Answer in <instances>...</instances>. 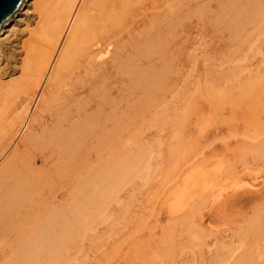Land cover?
Listing matches in <instances>:
<instances>
[{"label":"bare ground","instance_id":"1","mask_svg":"<svg viewBox=\"0 0 264 264\" xmlns=\"http://www.w3.org/2000/svg\"><path fill=\"white\" fill-rule=\"evenodd\" d=\"M136 1H138V0H136ZM176 1H177V4H179V10H180L182 7V0H176ZM160 2L163 3L162 10H161L163 15L167 14V12L169 13L168 8H170V9L173 8V5L170 3L171 0H161ZM263 2H264V0H263ZM256 3L257 2H255V4ZM227 4L230 7L229 13H230V10L236 11L235 17L231 14L234 17L233 23L231 24L232 27H230L231 29H233V35L232 36H234V34L236 32H238L240 29L244 30L245 26L250 24V21H252L254 16L256 17L257 15H259L258 14L259 12H257L258 9L256 10V8L254 9V7H252L251 0H228ZM222 5H223V3H222ZM241 5L243 6L244 9H241V11H240V7L242 8ZM220 6L218 5V8H220ZM256 6H257V4H256ZM260 9H261V7H260ZM29 10H32L33 14L35 13V17L33 15V17H34L33 22L27 26L26 31L24 30V32H25L24 36L21 38L20 41H18L19 44L17 46L16 52L14 55V59H13L14 64H13V66L11 65V67H9L6 70L2 69V71H0V159L3 158L4 156H6V154L11 150V152L5 157L6 159L4 160L3 165L0 167V244H1L0 245V252L4 251L5 254H9V250H10V252H12L11 249H13V251H14L13 257L16 260V256L17 257L19 256L18 258H20V260L22 261L20 264H66V259L68 258L67 260L70 262L69 257L72 255L73 252H75L76 250L79 249L80 243H82V242H80L79 239H77V237H79L78 235H80V233H82L81 232L82 228L84 231L86 230V229H84V227L88 228V226L84 225V223H87V222H83V220H84L83 215L84 214H82V213L84 211L88 212V210H86L88 207L91 208V207H98L99 206V209H97V208H95V209L98 211L102 210L101 208H103L104 206L103 207L101 206V208H100V205L102 204L105 197L110 196L109 191L107 189H109L111 187L112 188L116 187V189L118 190L117 186L121 185L120 182L123 180V183H124L125 177L133 178V176L135 175V169H137V168L141 169L140 163H142V162L144 163V161H142V160L144 158H146L144 160L147 161V158L150 154L147 156V150L145 148L146 146L141 147L140 149H136V152H135V151H133L135 148L132 149L133 147L132 148L130 147L131 142L126 143L124 146L122 143L125 139H127V140L135 139V144H137V145L139 144L138 143V135L136 134L135 136H132L133 135L132 134L133 129H131V128L135 124V117L138 114L140 115L139 112H142L143 110H145L146 109L145 107H147L148 105L151 106V104H153V102L155 100H154V96L153 97L149 96L148 98H145V99L143 97L144 100L142 101V103L139 100L140 104L137 105L138 104L137 103L135 105V103L137 102V101H135V99L138 96L136 98L134 97V99H132V100H128L124 95H121L122 92H121L120 88L123 84L131 89L132 94L135 93V78H136L135 75H138V73H136V71H135V69H136V67H135V51L137 49V48L135 49V0H26L24 2V4L22 5L21 9L17 12V14L15 16H13L11 18V20L1 28L0 43L4 40L5 34L7 32H10L13 30L15 23L17 22L18 18L21 15H23L25 12H28ZM215 10H217V8ZM215 10H213V12ZM219 10H221V8L218 9V11ZM261 10H264V7ZM194 11H196V9ZM223 11H225V10L223 9L222 12ZM141 12H143V11H141ZM197 12H198V10H197ZM199 13H200V11H199ZM220 13L219 14H218V12H217V14L214 13L215 17L218 16V17H216L217 23H218V21L220 23L221 18L222 19L224 18L222 16V14H220ZM224 14L226 15L227 11L224 12ZM207 15H206L205 19L207 18ZM211 15H212V13H211ZM229 15L230 14H228L227 16H229ZM231 15H230V17H231V21H232ZM262 15L260 14V17ZM213 17H214V15H213ZM254 19H256V18H254ZM261 19L263 20L264 17ZM214 20H215V18H214ZM204 21H206V20H204ZM207 22H209V21L207 20ZM216 22H214V23H216ZM257 22H258V20H257ZM219 23L217 25H219ZM224 24L226 25V22H224ZM138 25L139 26L136 27V29H139L141 31L143 29H145V27H148V28H146L145 31L142 32L143 34H145V35H143V38L146 37L145 39L142 38L144 43L145 42L147 43L146 46H149L152 48L153 46L156 47L157 44H160V41H158L154 37L155 35L152 34L153 31L156 30L157 25H155V21H152L151 18L149 19V15H147V17L143 21L139 22ZM222 25H223V23H222ZM229 25H230V22H229ZM256 25H257V23H256ZM163 26H165V25L163 24ZM209 26H210V24H209ZM212 26H214V24H212ZM252 27L253 26L251 24L250 28H252ZM254 27H255V25H254ZM175 28H177V27H175ZM166 29H168V27H166ZM169 29H170V27H169ZM219 29L220 30H218V29L217 30L221 32V26L219 27ZM255 29H256V27H255ZM164 30H165V27H164ZM214 30H215V28H214ZM224 30L226 32V29H224ZM227 30H229V28ZM253 30L251 31V33L253 32ZM156 31H158V30H156ZM171 32H172V30H171ZM246 32H249V29ZM168 33L170 34V31ZM227 33H229V32H227ZM240 33H239V35H240ZM230 34H232V32L229 33V35ZM241 34H243V32ZM164 35H167L166 31H165V34L163 33V36ZM229 35L227 34V36H229ZM239 35H237V37H239ZM245 35H247V34L245 33ZM137 36H140V35L137 34ZM156 36H158V35H156ZM171 36L172 35L170 34L169 35V44H168V40H167L168 36H167V38L165 37L167 40L166 41L167 46L165 45V47H163L165 49L164 51H166L168 46H170L172 44V43H170ZM221 36H223V34H221ZM250 36H251V34H250ZM138 38H136V40ZM222 38H224V37H222ZM244 38H245V36H244ZM160 39H162L161 35H160ZM242 39H243V37H242ZM242 39H240V41H243ZM142 40H140V41H142ZM176 40L178 41V39H176ZM232 40H233V37H232ZM234 40H236V39H234ZM143 41H142V44H143ZM261 42H264V41H261ZM236 43H233V44H232V42H231V44L229 43L230 45H232L231 48L233 50H234L233 47L235 46L234 44H236ZM250 43H251V41H250ZM250 43L248 45L247 44L246 45L249 46V45H251ZM175 44H176V42H174V46H175ZM258 44L259 43H257V45ZM240 46H241V44H240ZM139 48L140 47H138V49ZM143 48H145V47H143ZM163 48H160L159 52ZM244 48L246 50V48H248V47H244ZM174 49L171 51L172 53H173ZM230 49H229V51H230ZM255 49H257V48L255 47ZM260 49H261V46H260ZM260 49L258 51H260ZM148 50L147 51L145 50V51L148 52L149 53L148 55L151 56V53ZM248 50H249V48H248ZM164 51H163V53L165 54L166 52H164ZM140 52H141V50H140ZM171 52H169L170 55H171ZM137 53H139V52H137ZM137 53H136L137 57L141 55V54L138 55ZM254 53H257V52H254ZM254 53H253V57L256 56V54H254ZM209 54H207V56ZM242 54L244 57L246 52H245V54L244 53H242ZM150 56H149V58H150ZM246 56H247V54H246ZM257 56H258V53H257ZM260 56H262V55H260ZM161 57H162V59H164L163 55ZM161 57H160V59H161ZM240 57H242V56H239V58ZM139 58L142 59V56H140ZM158 58L159 57H157V62H159ZM174 58H175V54H174ZM237 58H236V61H237ZM155 59L156 58H154V60H152V61L155 62ZM167 59L169 60V55H168V57H166L165 60L167 61ZM229 59H231V57H229ZM232 59H234V58H232ZM137 60H136V63H137ZM170 60H172V58H170ZM227 60H226V62H227ZM241 60H243V59H241ZM162 61H161V64H163ZM166 61H164V62H166ZM206 61H207V57H206ZM140 62L141 61H139L138 64ZM157 62H156V65H157ZM173 62H174V60H173ZM173 62L171 63V65L175 63V62L174 63ZM203 62L205 63V61H203ZM238 62H240V61H238ZM167 63H168V61H167ZM9 64H10V62H9ZM145 64H143V66L146 67V69H150V68H147L148 63L146 64V66H145ZM214 64H212V66ZM232 64H236V63L233 62ZM156 65H155V67H156ZM169 65L170 64L168 63V67H169ZM199 65H201L200 62H199ZM217 65H218V63H217ZM223 65H224V63H223ZM238 65L236 66V68L238 67ZM7 66H10V65H7ZM163 66L164 65L159 66L160 69ZM205 66H207L206 63H205ZM242 66H243V64H242ZM144 67H142V66L137 67V69H138L137 72L140 71L141 69H144ZM201 67H202V65H201ZM208 67H211V66H208ZM220 67L222 68V66H219V68ZM165 68H166V64H165ZM170 68H172V70L175 69L171 66H170ZM214 68H215V66H214ZM232 68H234L233 65H232ZM199 69H200V67H199ZM206 70H208V69H206ZM206 70H205V72H206ZM219 70H217V71H219ZM239 70L241 72V70H243V69H240L238 67V72H239ZM146 71L147 70H145V72ZM223 71H224V68H223ZM143 72H144V70H143ZM163 72L165 74V70ZM247 72H249V71H247ZM160 73L162 75H160ZM196 73H198V72H196ZM232 73H233V71H232ZM261 73L264 75L263 72H261ZM141 74H143L142 77H144L145 79L141 82L140 85H142V83L144 81L147 82V80L150 79V82H151V80L153 79V81H154V78H156L157 76L159 77L158 79H160L164 75L162 73V71L159 72V68H155V69L153 68V69L148 70L145 73L146 75H144V73H140V76H141ZM171 74H170V76H172ZM205 75L206 74L203 71V76L205 77ZM238 75L241 76L239 73H238ZM196 76H197V74H196ZM196 76L194 75L195 79H196ZM261 76L259 75L260 79H258V80H257L256 76L254 78L256 80H254L253 77L250 79L248 78L249 80H251V79L254 80L255 83L254 82L251 83L248 80L246 82H244L243 84L240 83L241 93H237V94H235V93L233 94V91H234L233 88L234 87L233 88L229 87L226 90H220V89H218L220 86H218V88H216L215 85H210L209 83H211V82H209V79H207L208 82H206V84H208V85H206L205 90L207 91V93H206L208 96L207 98L210 101L209 106H210L211 102H213L215 105L218 106V105H220L226 101H230V102L233 101L232 103H235V101L236 102L240 101V104H241L242 100L247 99V97L249 99L248 92H254L256 94V91L260 87L259 84H261V82H259V80H262V77H263V76L262 77ZM138 77H139V75L137 76V78ZM163 77H167V75L163 76ZM198 77H199V75H198ZM234 77H235V74H234ZM244 77H245V75L243 76V78ZM176 78H177V76L175 77V79ZM223 78H224V76H222V74H220V71H219V74L217 73V75H216V79L222 81ZM230 78H228V79H230ZM171 79H170V81H171ZM172 80L174 81V79H172ZM156 81H157V78H156ZM203 81H205V79ZM256 81H257V83H256ZM162 82H163V80H162ZM196 82H197V80H196ZM158 83H156V84H158ZM160 83H161V80H160ZM163 83H161V84L165 87L166 83H168V82H166L165 85ZM171 83H173V82H171ZM198 83H196V90L194 89L195 87L193 86V89L195 90V91H193L194 93L197 91V85L199 86ZM233 83H234V81H233ZM136 84L138 85L139 82L137 81ZM146 85H147V83H146ZM149 85H150V83H149ZM151 85H152V83H151ZM236 85H237V83H236ZM163 86H162V88H164ZM144 87L145 86H143L142 88H144ZM158 87H159V85H158ZM149 88L152 90L154 89L151 87H149ZM167 88L169 90L168 86H167ZM138 89H139V86H138ZM165 89H166V87H165ZM119 90H120V94L118 96L114 97L113 92L114 91L118 92ZM263 90H260V92ZM136 91H138V90H136ZM140 91H138V92H140ZM147 91H148V93H150L148 89L146 90V92ZM238 91H240V90H238ZM144 92L145 91H143L142 94L139 93L140 96L145 94ZM162 92H164V91L162 90ZM166 92H167V90H166ZM197 92H196V94H197ZM153 94H155V92H153ZM164 94H165V92H164ZM260 94H264V93L261 92ZM260 94H258V95L260 96ZM137 95H138V93H137ZM150 95H152V94H150ZM191 95L193 96V93ZM251 95H252V93H251ZM200 96H201V94H200ZM195 97H196V95H195ZM201 98L205 99L206 96H205V98H203V97H201ZM253 98H254V96H253ZM259 98L260 97H258L256 99H259ZM195 99L197 100V98H195ZM123 101L126 102V104H125L126 106L124 107L125 109L121 111L120 105ZM156 101L159 102L160 99L157 98ZM187 102L189 103V100H187ZM205 102H206V99H205ZM188 103H185L183 108H185V105L187 106ZM202 103H203V101H202ZM249 103H251V102H249ZM249 103H248V105H249ZM156 104H158V103H156ZM206 104H207V102H206ZM237 104H238V102H237ZM172 105L173 104H171V106ZM237 106H239V105H237ZM151 107H153V106H151ZM204 107H205V105H204ZM233 107H234V105H233ZM164 108H167L166 105L164 106ZM188 108H189V105H188ZM209 108L210 107H208V109ZM148 109H150V107ZM181 110H183V109H181ZM181 110L178 109V111H181ZM231 110H232V108L230 109V111ZM254 110H256V109L254 108ZM210 111L211 110L209 109L208 112H210ZM212 111H213V109H212ZM187 112H189V111H187ZM147 114H148V112H147ZM180 114H181V112H180ZM180 114L177 113V116H179ZM217 115H218V113H217ZM148 116H151V114L150 115L148 114ZM175 116H176V112H175ZM203 116L204 115H202V118H203ZM157 117H158V115H157ZM139 118H140V116H139ZM182 118L184 120L185 115H182ZM190 118H191V116H190ZM211 118H210V120H211ZM136 119H138V118H136ZM145 119H146V117H145ZM174 119L176 120V118H174ZM178 119H180V118L178 117ZM215 119L217 120V116L215 117ZM156 120H157V118H156ZM247 120H248V118H247ZM138 121H140V119ZM154 121H155V119H154ZM226 121H228V120H226ZM226 121H224V122H226ZM142 122L140 123L141 128H142V126H141ZM178 122L180 123V120H178ZM168 123L171 124L169 128H172L173 121L168 120ZM182 123H183V121H182ZM182 123H181V126L183 127ZM204 123H205V119H204ZM204 123H203V126L205 124L208 126L207 123H205V124ZM236 123H237V121H236ZM156 124L157 123H155V125ZM174 124H175V122H174ZM152 125H154V122L152 123ZM176 125H178V123L175 124V126ZM199 125H200V123H199ZM210 125H213V123H210ZM224 125H225V123H224ZM226 125L228 126V123ZM166 126H167V124H166ZM181 126H180V128H181ZM194 126H195V124H194ZM210 127H213V126H210ZM150 128H152V126ZM176 128L179 130V127H176ZM137 129H138V127H137ZM144 129H146V127ZM197 129H199V131L201 130L200 127ZM170 131L173 132V130H170ZM140 132H141V130H140ZM168 132H169V130H168ZM174 132H175V130H174ZM195 132H196V130H195ZM197 132H198V130H197ZM125 133H127V135H125ZM181 133L182 132H180V134ZM200 133L201 132H199V135H200ZM188 134H189V132H188ZM148 135H150V133ZM178 135H176V136H178ZM202 135H203V133H202ZM176 136H175V138H176ZM152 138L157 139V137H152ZM185 140H182L178 137V140L175 141V142H177L176 144L169 145V142H168V145H166L168 148L165 147V148H167V149H165V151L167 150L166 151L167 155L170 158H167V159H171V157H173V159L182 158L181 160L183 161L185 151L187 152V150H188L187 149V143L188 142H186ZM143 141H144V139H143ZM157 141L154 140L155 143ZM139 142H141V140ZM154 142H153V144H155ZM193 142H194V140H193ZM124 143H125V141H124ZM246 145L248 146V144H246ZM142 146H143V143H142ZM156 146H158V145H156ZM236 146H238V145H236ZM163 148H164V146L162 147V149ZM155 149H156V147H155ZM222 150H224V149H222ZM233 150H235V148ZM242 150L245 151V146H244V148H242ZM239 152H240V150H239ZM148 153H149V151H148ZM220 153H223V152L219 151L218 155H220ZM154 154H155V151H154ZM164 154H165V152H164ZM208 154H210V153H208ZM232 154H234V153H232ZM240 154H241V152H240ZM230 155H231V153L229 155H226V156H230ZM210 157H211L210 159H212V155H210ZM219 157L220 156H218V160H220ZM237 157L238 156H235V158H237ZM240 157H242V156H240ZM28 158H33V159L34 158H42L43 167L37 168V167H35L36 165L33 166V159L30 161V160H28ZM150 158H151V156H150ZM157 158L155 159V161L157 160ZM227 158L230 159L229 157H227ZM213 159H214V157H213ZM151 160H153V159H151ZM174 161H175V163H177L176 160H173L172 163H174ZM170 162L166 161L167 165ZM207 162H208V160H206V161L203 160L202 162L199 163V165L200 164L202 165L203 163L206 164ZM227 162H228V164L230 163L229 160ZM233 162H234V160H233ZM154 163H157V162H154ZM209 163H208V165H210L209 166V168H210L213 165V162H212V165ZM221 163L219 162L218 164L222 165L223 163L222 164ZM215 164H216V166H215ZM215 164L213 167L219 166L217 163H215ZM142 165H144V164H142ZM172 165H170V166H172ZM177 165L180 166L181 164H176V166ZM229 165L232 166L231 164H229ZM138 166H140V167H138ZM158 166H160V163ZM178 166L176 168V171L178 169ZM199 167H197V168H199ZM225 167H226V165H225ZM227 167H229V166H227ZM138 169L136 171H138ZM185 169H186V167H185ZM215 169H217V168H215ZM230 169H232V168L230 167ZM141 170H143V169H141ZM165 170H167V169L165 168ZM220 170L221 169L219 168L218 173H220ZM163 171H164V169H163ZM198 171H199V173L198 174L196 173L197 177L192 174L196 178L195 179L196 183L200 184L202 186L203 185L205 186V184H207L208 182L210 183L211 180H208V182H205V179H204L205 176L208 178L209 175H206L207 174L206 172H205L206 174L200 173V169ZM212 171H214V168H212ZM225 171H227L226 168H225L224 172H222V173L225 174ZM228 171H229V168H228ZM172 172H174V171H172ZM215 172H217V171H215ZM215 172H213L211 174V176L213 174H215ZM143 173L141 174V176L142 175L147 176L146 173L145 174H143ZM193 173H195V172H193ZM229 173L230 172H228V176H230ZM183 174H188V173L184 172ZM232 174H233V172H232ZM189 175H191L190 172H189ZM189 175H187V176L189 177ZM219 175L220 174H218V176ZM213 176L215 177L216 175H213ZM179 178H180L179 180L182 181L183 178H181V175ZM137 179H139V178H137ZM217 180H218V178H217ZM224 180L220 181V179H219V181L221 183ZM186 181H189L188 178ZM191 181H192V179H191ZM212 181H214V180H212ZM176 182H177V180H176ZM183 183H184V181H183ZM209 183L206 185L207 187L209 186ZM221 183H220V186H221ZM187 184H189V183L187 182ZM213 184H212V189L215 188V185H216V190L218 189V187H220L219 185L215 184V182H213ZM218 184H219V182H218ZM225 184H226V182H225ZM136 185H138V184H136ZM185 185H184V187L189 186V185H186V186ZM192 185H193V182H192ZM200 185H198L197 188L199 189V192H203L204 188L202 187L203 189H200ZM236 185L234 184L235 189H236ZM177 186H178V182H177ZM193 186H191V188ZM229 186H230V184H229ZM229 186L227 185V187H229ZM121 187H123V185ZM237 187L239 188L240 186H237ZM138 189L139 188L137 187V190ZM184 189H186V188H184ZM184 189H181V190L183 191ZM219 189H221V188H219ZM219 189L217 192H219ZM231 189H232V187H231ZM133 190H134V188H133ZM216 190H215V193H216ZM225 190H226V188H225ZM111 191H112V189H111ZM173 191H174V189H173ZM106 192H108L109 196H105V194H107ZM115 192H113V193H115ZM189 192L191 193V191H189ZM195 192L198 193V191H195ZM211 192H213V191H211ZM224 192H226V191H224ZM152 193H154V192H152ZM183 193H185V191ZM190 193L188 195L189 198H190ZM125 194H127V193H125ZM186 194H188V193H185V195ZM117 195H118V193H117ZM149 195H152V194H149ZM197 195H200V194H196L195 196H197ZM203 195L204 194H202L201 197ZM211 195L213 196L214 194L211 193ZM221 195H223V194L221 193ZM221 195H220V197H222ZM130 196H131V193H130ZM130 196L129 195L127 196L128 199ZM206 196H204V197H206ZM201 197L199 196V198H201ZM116 198H118V197H116ZM116 198L113 197V200ZM168 198L169 197H167V199ZM189 198H186L184 201H186L187 199L189 200ZM206 198H208V197H206ZM130 199H131V197H130ZM203 199H205V198H201V200H203ZM214 199L217 200L218 198H216V197L213 198V201H214ZM223 199H226V198H223ZM113 200H112V202H113ZM117 200H118V202H117ZM117 200H115V203L117 202V204H119L120 200L119 199H117ZM170 200H171V198H170ZM191 200H192V198H190L189 201H191ZM198 200H200V199H198ZM73 201H76L77 203L81 204V206H75L77 204H74L75 202H73ZM207 201H208V199H207ZM136 202H138V201L136 200ZM145 202H148V201H145ZM174 202H177V201H174ZM191 202H190V204H191ZM193 202H195V201H193ZM203 202L205 204V200ZM165 203H166V201H165ZM172 203L173 202H171V204L170 203H168V204L171 206ZM177 203H179V202H177ZM187 203H189V202H187ZM36 204L37 205L39 204L42 207L47 206L48 208H51L49 206L58 205V204H60L61 207L63 205L67 206V210H65L66 212L65 213L61 212V213H63V215L58 217L61 219L56 221L57 219L55 218V221L57 223L54 221V219L51 220L53 223L54 222L56 223V224H54V228L58 225V227L60 229L56 227L58 229V231L55 230L56 231L55 232L53 230L54 233H52L50 231V229L48 231L39 229L38 232L36 231V233L35 232L33 233L34 228L31 229L29 227L30 229H27V230H25L23 228L24 231H26V232L21 233V234L19 232V234L21 235V238H19V240L17 241L18 242V244H17L16 241L14 240V236L16 237L18 232H17V234L14 233V231H15L14 227L16 224H18V223L20 224V222L25 223V220L30 215L36 214V212H41V210H36V208L38 209V207L33 208L34 205H36ZM124 204H125V201H124ZM192 204H194V203H192ZM204 204L202 203L203 206H205ZM210 204L212 205V202ZM219 204H221V203H219ZM222 204H223V202H222ZM138 205H139V203H138ZM146 205L147 204H145V207H146ZM125 206L126 205H124V207ZM163 206H166V205L164 204ZM180 206H176V207H180ZM80 207H82L84 209L86 207V209L85 210L82 209V210H84L82 212L80 210L81 209ZM141 207H142V205H141ZM171 207L174 208L175 206L174 207L171 206ZM192 207H194V205H192L191 208ZM62 208H64V207H62ZM125 208H123V209L125 210ZM160 208H163L162 203L160 204ZM168 208H170V207H168ZM209 208H210V206H209ZM54 209H57V207L53 208L52 210H54ZM118 209H120V208L118 207ZM135 209H137V208L135 207ZM199 209L200 208H198V209L196 208L195 210H198L197 212H200L202 210V208L200 211H199ZM216 209H217V207H216ZM92 210L94 211V209H92ZM173 210H176L177 213H180L179 209L177 210L174 208ZM195 210L192 211L190 209V211L192 213L195 212ZM219 210H220V208H219ZM62 211H63V209H62ZM145 211H146V209H145ZM171 211H172V209L170 208V212H167V213H170L169 215L172 216L175 213H172ZM59 212L57 214H59ZM214 212H216V211H213V213ZM218 212H220V211H218ZM46 213H47V211H46ZM61 213H60V215H61ZM92 214H94V213H92ZM96 214H97V212H96ZM98 214H100V213H98ZM98 214L94 215V216L96 217V216H98ZM196 214H198V213H196ZM216 214H217V212H216ZM157 215H159V214H157ZM191 215H192V217L195 216L194 214H191ZM47 216L50 217V214H48ZM171 216H168L167 220L170 219L169 217H171ZM89 217L93 218V215H92V217H91V215ZM138 217H139V215L137 216V218ZM182 217H184V216L182 215ZM53 218H54V216H53ZM157 219L158 218L155 219L153 217L152 221H155ZM191 219L193 222V218H191ZM93 220H95V219H93ZM180 220H181V218H180ZM195 220H196V218H195ZM51 221H49V222L51 223ZM85 221H87V220H85ZM169 222H170V220H169ZM24 223H22V224L24 225ZM50 223H49V225H50ZM139 223H141V221ZM167 223H168V221H167ZM45 224H43V225H45ZM158 224H159V222L157 223V225ZM49 225H47V226H49ZM86 225H88V224H86ZM175 225H173V227ZM186 225H188V224H186ZM192 225H193V223H192ZM166 226L169 227V223L166 224ZM194 226H196V224ZM24 227H26V226H24ZM180 227L182 228V225ZM197 227H198V224H197ZM197 227H196V231L199 229V228L197 229ZM146 228H148V227H146ZM161 228H163V227H161ZM167 228H165V229L167 230ZM91 229H92V227H91ZM163 229H161V230L163 231ZM158 230H159V227H158ZM148 231H151V230L148 229ZM170 231L171 230H169V232ZM247 232H250V231H247ZM90 233H92V232H90ZM152 233H153V230H152ZM164 233H162V235ZM198 233L200 234V232H198ZM198 233L196 234L197 236L199 235ZM250 234H252V233H250ZM155 235H157V232ZM254 235H255V233H254ZM171 236H172V233H171ZM155 237H157V236H155ZM255 237H257V235ZM192 238L193 237H191L189 239H192ZM4 239L7 242L1 243L2 241H4ZM100 239H101V236H100ZM160 239H162V238L160 237ZM82 241H83V239H82ZM150 241H152V240H150ZM192 241L193 240H191V242ZM10 242H13V244L11 243L12 246H10L11 245ZM165 242H167V241H165ZM165 242H163V243H165ZM90 243H91V241H90ZM94 243H96V242L94 241ZM167 243H165V245H167ZM201 243L199 242V246H201ZM8 245L10 246V249L6 248ZM172 245H173V243H172ZM152 246H154V245H152ZM188 246H189V244H188ZM190 246L192 247L193 244H190ZM179 248H181V247H179ZM7 249H9V250H7ZM154 249H155V247H154ZM157 249L160 250V248H157ZM168 249H171V248H168ZM141 250L138 249V251H141ZM162 252H164V251H162ZM135 253H136V251H135ZM1 254H3V253H1ZM154 254H157V253H154ZM158 254H159V252H158ZM86 256L88 257V255H86ZM7 257H8V255L6 256V258ZM81 257H83V256L81 255ZM160 257H161V255H160ZM9 259H7L8 261H6L5 264H10V263L14 264L13 259H12L13 262H10ZM153 259L154 258H152V260ZM169 259H170V257H169ZM3 260H4V256H3ZM165 261H166V259H165ZM143 262H145V261H143ZM17 264H18V262H17Z\"/></svg>","mask_w":264,"mask_h":264},{"label":"rangeland","instance_id":"2","mask_svg":"<svg viewBox=\"0 0 264 264\" xmlns=\"http://www.w3.org/2000/svg\"><path fill=\"white\" fill-rule=\"evenodd\" d=\"M141 1L135 0V49L136 48L138 49V47H140L138 50L136 49V51H135V67H136L135 71L139 75L138 78H137L138 75H135L137 78V79L135 78V93L137 92L138 95H137V93L132 94L131 89L128 88L127 86H125L124 84L122 86L120 85L121 86L120 90L122 92L121 95H124L128 100H132V99H134V97L136 98L138 96L137 97L138 99L137 98L135 99V101H137L135 103V105L137 103H138L137 105H139L140 102L142 103V101L145 98H148L149 96H151V97L154 96L155 101L153 102V104H151V106H153V107L148 105L147 107H145L146 108L145 110H143L142 112H139L140 115L138 114L135 117V124L131 128V129H133V133H132L133 135L132 136H135L136 134L138 135V143L139 144L138 145L135 144V139H133V140L132 139H130V140L125 139L124 140L125 143L123 141L122 144L124 146L126 143L131 142L130 147L131 148L133 147L132 149L135 148L133 150L135 152H136V149H140L141 147L146 146L145 148L147 150V156L149 154L150 155L148 156L147 161L144 160L146 158H144V159L142 158L143 160L141 159L142 161H144V163L142 161H141L142 163H140L141 169H143L145 172L143 170L137 168L138 171H136L137 169H135V175L133 176L134 179L130 178V177H125L124 179L126 181L124 180V183H123V180L120 182L121 185L117 186L118 190L116 189V187L115 188L111 187V188L107 189L109 191V195L111 197L108 195V192H106L107 194H105V196H109V197H105L107 200L104 198L102 204L100 205V208H101V206L102 207L104 206L103 208H101L102 209V210H100L101 212L95 209V208L99 209V206L98 207H91V208L88 207L89 209L88 208L86 209V207H85V209L88 210V212L84 211L85 209L80 207L81 208L80 210L82 212L84 211L82 213V214H84L83 215L84 216L83 222H87V223H84V225L88 226V228L84 227V229H86L85 231L82 228V230H81L82 233H80V235H78L79 237H77V239H79L80 242H82V243H80L81 248L79 247L78 250H76L75 252L72 253V255L69 257L70 262L67 260L68 258L66 259V264H154V263L155 264H163L164 262H165L164 264H167V263L168 264H264V151H263L264 150V146H263L264 145V94H260L261 92L264 93V90H263L264 89V75L261 73V72L264 73V71H263L264 70V53H263L264 52L263 51L264 50V42H261V41H264L263 40L264 39V19L263 20L261 19L264 17V14H263L264 10H261L264 7V2H263V0H261L262 2L260 0H254V1L251 0L252 7H254V9L256 8V10L258 9L257 12H259L258 13L259 15H257L256 17L254 16V18H256V19L253 18L252 21H250V24L245 26L244 30L243 29H240L241 31L239 30L241 33L243 32V34H241L238 31L240 33V35L238 32H236L234 34V36H235L234 37V36H232L233 35V29H231L230 27H232L231 24L233 23L236 11L230 10V13H229L230 7L227 4L228 0H222V1L221 0H218V1L217 0H182V7L180 10H179V4H177V1L171 0L170 3L173 5V8L172 9L168 8L169 13L167 12V14H165V15H163V13L161 12L162 5H163V3L160 2L161 0H141ZM255 2H257L256 3L257 6H256ZM222 3H223V5H222ZM218 5L219 6L221 5L220 6L221 10H219V11H218V9H220V8H218ZM260 7H261V9H260ZM216 8H217V10H215ZM195 9H196V11H194ZM223 9L225 11L222 12ZM241 9H244L243 6H242V8L240 7V11H241ZM197 10H198V12H197ZM213 10H215V11L213 12ZM141 11H143V12H141ZM199 11H200V13H199ZM226 11H227V14L225 15L224 12H226ZM217 12H218V14L221 12L220 14H222V16L225 18V19L221 18L222 22L220 21V23L218 21L219 25H217L218 23L216 22V20H217L216 17H218V16L215 17V14H217ZM211 13H212V15H211ZM228 14H230V15L232 14L234 16L233 17L231 15L232 21H231L230 15L227 16ZM260 14L261 15L263 14V15L260 17ZM33 15L35 17V13L33 14L32 10L25 12L23 15H21L18 18L17 22L15 23L13 30L10 32H7L5 34L4 40L0 43V71H2V69L3 70L8 69L9 67H11V65L13 66L14 55H15L17 46L19 44L18 41H20L21 38L24 36V33H25L24 30L26 31L27 26L33 22V18H34ZM147 15H149V19L151 18L152 21H155V25H157L156 30L159 31L158 32L155 30V31H153L152 34H154L155 36L154 35L153 36L158 41H160V44L156 43L157 44L156 47L153 46L152 48L149 46H146L147 43L146 42L144 43V41L142 40L143 35H145L142 32L145 31L146 28H148V27H145V29H143L142 31L139 29H136V27L139 26L138 25L139 22L143 21L147 17ZM206 15H207V18L205 19ZM213 15H214V17H213ZM214 18H215V20H214ZM204 20H206V21H204ZM207 20L209 22H207ZM212 20L216 23H214ZM257 20H258V22H257ZM228 21L230 22L231 26L229 25ZM224 22H226V25L224 24ZM222 23L224 26L222 25ZM256 23H257V25H256ZM163 24L165 26H163ZM209 24H210V26H209ZM212 24H214V26H212ZM251 24L253 27L255 25L256 29H255V27L254 28L252 27L254 30L252 28H250ZM220 26H221V32L218 31V30H220L219 29ZM164 27H165V30H164ZM166 27H168V29H166ZM169 27H170V29H169ZM175 27H177V28H175ZM214 28H215V30H214ZM228 28L230 31L227 30ZM224 29H226V32ZM248 29H249V32H246V31H248ZM171 30H172V32H171ZM252 30H253V32L251 33ZM165 31H166L167 35L163 36V33L165 34ZM169 31H170V34L172 35L170 38V43H172L173 45L171 44L170 46H168V48L166 47L167 49H166V51H164L165 49L163 47H165V45L167 46V42H166L167 40H168V44H169V35H170L168 33ZM227 32H229V33L232 32V34L229 35V33H227ZM220 33L223 34V36H221ZM226 33L229 36H227ZM245 33L247 35H245ZM249 33L251 34V36ZM137 34H139L140 36H137ZM156 35H158V36H156ZM160 35L162 36V39H160ZM237 35H239V37H237ZM167 36H168V39L166 40ZM244 36H245V38H244ZM222 37H224L225 39ZM232 37H233V40H232ZM242 37H243V39H242ZM136 38H138V39L136 40ZM145 38H143V39H145ZM176 39H178V41ZM234 39H236V40H234ZM240 39H242L243 41H240ZM140 40L143 41V44H142V41H140ZM172 40L174 42H176L175 46H174V42ZM250 41H251V43H250ZM231 42H232V44L237 42L236 44H234L235 45L233 47L234 50L231 48V46H232V45H230ZM249 43L252 46L251 45L247 46ZM257 43H259V44L257 45ZM240 44H241V46H240ZM142 46L145 48H143ZM260 46H261V49H260ZM244 47H248L249 50H248V48H246V50H247L246 51ZM255 47L257 49H255ZM160 48H163V49L159 52ZM172 48L173 49L175 48L173 53L171 52L173 50ZM229 49H230V51H229ZM259 49H260V51H258ZM140 50H141V52H140ZM145 50L150 51L151 56L148 55L149 53L146 52ZM163 51L166 53L164 54ZM168 51L171 52V55ZM137 52H139V53H137ZM245 52H246L247 56H246ZM254 52H257L258 56H257V53H254ZM136 53L138 55L141 54L140 56H142V59L139 58L140 56L137 57ZM242 53L245 54V56H244L245 58L243 57ZM253 53L256 54L257 57L256 56L253 57ZM161 54L163 55L164 59H162ZM174 54H175V58H174ZM207 54H209V55L207 56ZM168 55H169V60H170V58H172V60H170V61L167 59L168 63L170 64L169 67H168L167 61L165 60L166 57H168ZM260 55H262V56H260ZM149 56H150V58H149ZM239 56H242L240 58L243 60H241L239 58ZM157 57H159L158 60L160 63L157 62ZM160 57H161V59H160ZM206 57H207V61H206ZM229 57H231V59H229ZM154 58H156L155 62L152 61V60H154ZM232 58H234V59H232ZM236 58H237V61H236ZM136 60H137V63H136ZM160 60L161 61L163 60L162 61L163 64H161ZM173 60L175 63L173 62ZM226 60H227V62H226ZM139 61L142 62V63L140 62L142 65L140 63L138 64ZM164 61H166V62H164ZM203 61H205L207 66H205V63ZM238 61H240V62H238ZM9 62H10V64H9ZM144 62L148 63L147 68H150V69L159 68V72L162 71L163 74H164L163 71L165 70V74L163 76L167 75L168 78L162 76L160 79H158L159 77L157 76L156 77L157 81H156V78H154V81L152 79L151 82H150V79L149 80L146 79L147 82L144 81L142 83V85L144 84L143 86H145V87L142 88L143 86L140 84L145 78L142 77L143 74H141V76H140V73H144V75H146L145 73L148 70H150V69H146V67L143 66V64H145ZM156 62H157L158 66L156 65ZM172 62L174 64L171 65ZM199 62L203 68L201 67V65H199ZM222 62L224 63V65ZM233 62L236 64H232ZM217 63H218V65H217ZM146 64H145V66H146ZM160 64L164 65L163 66L164 68L161 67V69H160V67H159V66H161ZM165 64H166V68H165ZM212 64H214V65L212 66ZM242 64H243V66H242ZM7 65H10V66H7ZM155 65H156V67H155ZM232 65L234 66L235 69L232 68ZM237 65L240 69H243V70H241V72H240V70L238 72V67L236 68ZM141 66L144 67V69H141L142 71L140 70L137 72V70H138L137 67H141ZM170 66L175 68V69L172 70V68H170ZM208 66H211V67H208ZM214 66H215V68H214ZM219 66H222V68L221 67L219 68ZM199 67H200V69H199ZM223 68H224V71H223ZM206 69H208V70H206ZM143 70H144V72H143ZM145 70H147V71L145 72ZM205 70H206V72H205ZM217 70H219L220 74H222V76H224L222 81L216 79L217 73L219 74V71H217ZM246 70L249 72H247ZM203 71L206 74L205 77L203 76ZM232 71H233V73H232ZM196 72H198V73H196ZM238 73L241 76H239ZM170 74L172 76H170ZM196 74H197V76H196ZM234 74H235V77H234ZM160 75H162V74L160 73ZM194 75L196 76V79H195ZM198 75H199V77L200 76L201 77L199 78ZM244 75H245V77L243 78ZM259 75L260 76L262 75L263 77L261 76L262 80H259V82H261V84H259L260 87L256 91V94L254 92H248L249 99L247 97V99L242 100L241 104H240V101H237L238 104L236 101H235V103H232L233 101H231V102L226 101V102H224L218 106L215 105L213 102H211V104L209 106L210 101L207 98L208 97L206 94L207 91L205 90L206 85H208V84H206V82H208L207 79H209V82H211V83H209L210 85H215L216 88H218V86H220L218 88L220 90H226L229 87H232V88L234 87L233 88V90H234L233 94L234 93L237 94V93H241L240 83L243 84L247 80L252 83V82H254V80H256V79H254L255 76L257 77V80L260 79ZM176 76H177V78L175 79ZM227 77L228 78L231 77V78L228 79ZM252 77L254 80H252V79L249 80ZM171 78L174 79V81ZM170 79H171V81H170ZM204 79H205V81H203ZM160 80H161V83L164 82L163 83L164 85L166 82L169 83V84L166 83V85H165L166 89L160 83ZM162 80H163V82H162ZM196 80H197V82H196ZM137 81L139 82L138 85L136 84ZM233 81H234V83H233ZM171 82H173V83H171ZM146 83H147V85H146ZM149 83H150V85H149ZM151 83H152V85H151ZM156 83H158V84H156ZM196 83L199 84V86L197 85V91H198V92L196 91L197 94H196V92L195 93L193 92L196 90ZM236 83H237V85H236ZM256 83H257V81H256ZM158 85H159V87H158ZM161 85L164 88H162ZM138 86H139V89H138ZM167 86L169 87V90H168ZM193 86L195 87L194 88L195 90L193 89ZM149 87L154 88V89L152 90ZM147 89L149 90L150 93H148V91L146 92ZM120 90L118 92L114 91L113 96L114 97L118 96L120 94ZM136 90H138V91L141 90V91L138 92ZM162 90L165 92V94H164V92H162ZM166 90H167V92H166ZM238 90H240V91H238ZM260 90H263V91L260 92ZM143 91H145L144 92L145 94L140 96L139 93L142 94ZM153 92H155V94H153ZM192 93H193V96L191 95ZM251 93H252V95H251ZM150 94H152V95H150ZM200 94H201V96H200ZM258 94H260V96ZM195 95H196V97H195ZM205 96H206V98H205ZM253 96H254V98H253ZM143 97H144V99H143ZM194 97L197 98V100ZM201 97L206 99L207 104L205 102V99H202ZM258 97H260V98L256 99ZM157 98L160 99L159 102L156 101ZM139 100H140V102H139ZM187 100H189L190 104L187 102ZM202 101H203V103H202ZM249 102H251V103H249ZM156 103H158V104H156ZM185 103H188L189 108H188V105L187 106L185 105V108H183ZM248 103H249V105H248ZM125 104H126L125 101H123L121 103V105H120L121 111L125 109L124 108L126 106ZM171 104H173V105L171 106ZM165 105L167 108H164ZM204 105H205V107H204ZM233 105H234V107H233ZM237 105H239V106H237ZM149 107H150V109H148ZM208 107H210L209 109L211 110L210 111L211 113L208 112L209 111ZM230 107L232 108L231 111H230V109H231ZM180 108L183 110H181ZM254 108L256 110H254ZM178 109L181 111H178ZM212 109H213V111H212ZM187 111H189V112H187ZM147 112L149 115L151 114V116H148ZM175 112H176V116H175ZM180 112H181V114H180ZM177 113L180 115L177 116ZM217 113H218V115H217ZM157 115H158V117H157ZM182 115H185L184 120L182 118ZM202 115H204L203 118H202ZM139 116H140V118H139ZM190 116H191V118H190ZM216 116H217V120L215 119ZM145 117H146V119H145ZM178 117L180 119H178ZM136 118H138V119H136ZM156 118H157V120H156ZM174 118H176V120ZM210 118H211V120H210ZM247 118H248V120H247ZM139 119H140V121H138ZM154 119H155V121H154ZM204 119H205V123H207L208 126L204 123ZM168 120L173 121L172 128H169L171 124L168 123ZM178 120H180V123L178 122ZM226 120H228V121H226ZM182 121H183V123L185 121L186 122L183 124ZM224 121H226V122H224ZM236 121H237V123H236ZM141 122H142V125H141L142 128L140 127ZM153 122H154V125H152ZM174 122H175V124L178 123V125L175 126ZM155 123H157V124L155 125ZM181 123H182L183 127L181 126ZM199 123H200V125H199ZM203 123L205 124L204 126H203ZM210 123H213V125H210ZM224 123H225V125H224ZM227 123H228V126L226 125ZM166 124H167V126H166ZM194 124L196 127L194 126ZM151 126H152V128H150ZM180 126H181V128H180ZM210 126H213V127H210ZM137 127H138V129H137ZM145 127H146V129H144ZM176 127H179L180 131ZM199 127H200V129L202 127L203 128L199 131V129H197ZM140 130H141V132H140ZM168 130H169V132H168ZM170 130H173V132H171ZM174 130H175V132H174ZM195 130H196V132H195ZM197 130H198V132H197ZM180 132H182L183 134L182 133L180 134ZM188 132H189V134H188ZM199 132H201L200 135H199ZM127 133H125V135H127ZM149 133H150V135H148ZM202 133H203V135H202ZM176 135H178V136H176ZM175 136H176V138H175ZM152 137H157V139L152 138ZM178 137L182 140L186 139L185 141L188 143L191 141L189 144L187 143V149L188 150H187V152L185 151L183 161L181 160L182 158L173 159V157H171V159H167L170 157H168V155H167V152H166L167 150L165 151V149L168 148L166 145H168V142H169V145L176 144L177 142H175V141L178 140ZM143 139H144V141H143ZM140 140H141V142H139ZM154 140L155 141L158 140L156 142L157 144L154 142ZM193 140H194V142H193ZM153 142L158 146L153 144ZM142 143H143V146H142ZM246 144H248V146ZM236 145H238V146H236ZM163 146H164V148L162 149ZM244 146H245V151L242 150V148H244ZM155 147H156V149H155ZM165 147H167V148H165ZM234 148H235V150H233ZM222 149H224V150H222ZM239 150H240L241 154H240ZM148 151H149V153H148ZM154 151H155V154H154ZM163 151L165 152V154ZM219 151L223 152V153H220V155H218ZM10 152H11V150L6 154V156ZM229 152L231 153V155L226 156V155L230 154ZM208 153H210V154H208ZM232 153H234L235 155ZM210 155H212V159L214 157L213 160L210 159L211 158ZM6 156L3 157L4 159L3 158L0 159V162H1L0 167L3 165L4 160L6 159L5 158ZM150 156H151V158H150ZM218 156H220L219 159L221 161L218 160ZM235 156H238V157L235 158ZM240 156H242V157H240ZM227 157H229L230 159H228ZM156 158H157V160L155 161ZM231 158L234 160V162ZM32 159L33 158H28V160H30V161ZM151 159H153V160H151ZM172 159L176 160L177 163H175V161H174V163H172L173 162ZM201 160L202 161L208 160V162L206 164L203 163L202 165L201 164L199 165V163L202 162ZM228 160L230 162L229 164H231V165L233 163L234 164L232 166H230L227 162ZM166 161L167 162L171 161V162L168 163V165H167ZM154 162H157L158 164L154 163ZM212 162H213V165H212ZM219 162L220 163L222 162L223 164L221 163L222 165H220V164H218ZM42 163H43L42 158H34L33 159V166L36 165L35 167H37V168H42L43 167ZM159 163H160V166H158ZM208 163L212 165L211 167L214 168V171H212L211 167L209 168L210 165H208ZM215 163H217L219 166L213 167ZM142 164H144V165H142ZM176 164H181L180 166L177 165L178 166L177 171H176V168H177ZM170 165H172V166H170ZM225 165H226V167H225ZM215 166H216V164H215ZM227 166H229V167H227ZM138 167H140V166H138ZM185 167H186V169H185ZM197 167H199V168H197ZM230 167L232 169H230ZM165 168L167 170H165ZM215 168H217V169H215ZM219 168L221 169L220 173H218ZM225 168L227 171H225V174H223L222 172H224ZM228 168H229V171H228ZM163 169L166 173L163 171ZM199 169H200V173H202V174L207 173L206 175H209L208 178L204 175L205 176V178H204L205 182H208V180H211V181L214 180L212 182L210 181L211 184L208 182L209 183L208 187L206 186L208 183L205 184V186L204 185L202 186V185L196 183V181H195L196 178L193 175H195L197 177V174L199 173V171H198ZM191 170L195 173H193ZM230 170L233 172V174ZM172 171H174V172H172ZM215 171H217V172H215ZM184 172L185 173L187 172L188 174H183ZM189 172L191 175L193 174L192 175L193 177L191 175H189ZM213 172H215V174H213V175H216L215 177L213 175L211 176V174ZM228 172H230L229 173L230 176H228ZM142 173L143 174L146 173L147 176L146 175L141 176ZM218 174H220V175L218 176ZM180 175H181V178H183L184 180L183 179H182V181L179 180ZM187 175H189V177ZM137 178H139V179H137ZM187 178L189 181H186ZM217 178H218V180H217ZM175 179L178 182V186H177V182ZM191 179H192V181H191ZM219 179H220V181L224 180V179L225 180L222 181V183H221L219 181ZM183 181H184V183H183ZM217 181L219 182V184ZM187 182L189 184H187ZM192 182H193L194 186L192 185ZM213 182H215V184H217L219 186L221 183L220 187L217 186L218 189L221 188V189H219V192H217L218 189L216 190V185H215V188L212 189ZM225 182H226V184H225ZM136 184H138V185H136ZM185 184L189 185L188 186L189 188ZM229 184L232 187V189L229 186ZM234 184L235 185L237 184L236 189H235ZM122 185H123V187H121ZM184 185L186 187H184ZM198 185H200V189L204 188L203 192H199V189L197 188ZM227 185L229 187H227ZM136 186L139 188L138 190H137ZM191 186H193V187L191 188ZM237 186H240V187L238 188ZM183 187L186 189H184ZM133 188H134V190H133ZM172 188L174 189V191ZM180 188L184 189V190L182 191ZM225 188H226V190H225ZM111 189H112V191H111ZM215 190H216V193H215ZM223 190L226 192H224ZM184 191H185V193H188V194L185 195V193H183ZM189 191H191V193ZM195 191H198V193ZM211 191H213V192H211ZM113 192H115V193H113ZM152 192H154V193H152ZM117 193H118V195H117ZM125 193H127V194H125ZM130 193H131V196H130ZM189 193H190V198H192V200H191L192 202L189 201L190 200V198L188 197ZM201 193L204 194L202 197H201V195H202ZM211 193L214 195L212 196ZM221 193L223 195H221ZM149 194H152V195H149ZM196 194H200V195L195 196ZM128 195L131 197V199H130V197L128 199V197H127ZM220 195L222 197H220ZM199 196L201 198H205V199L201 200V198H199ZM204 196H206L208 198H206ZM113 197L114 198L118 197V198L113 200ZM167 197H169L168 198L169 200L167 199ZM215 197L218 199L217 200L214 199V201H215L214 202L213 198H215ZM170 198H171V200H170ZM186 198H189V200L187 199L186 201H184ZM223 198H226V199H223ZM117 199L120 200L119 204H117V202H118ZM198 199H200V200H198ZM207 199H208V201H207ZM112 200H113V202H112ZM115 200H117L116 203H115ZM136 200L138 202H136ZM204 200H205V204L203 202ZM124 201H125V204H124ZM145 201H148V202H145ZM165 201H166V203L168 202L170 204H171V202H173L171 206H173V207L175 206L174 208L177 210L179 209L180 213H177L176 210H173L174 208H172L168 203L166 204ZM174 201H177L179 203L174 202ZM193 201H195V202H193ZM73 202H75L74 204H77L75 206H81V204L77 203L76 201H73ZM187 202H189V203H187ZM190 202H191V204H190ZM209 202L210 203L212 202V205ZM222 202H223V204H222ZM138 203H139V205H138ZM161 203H162L163 208H160ZM192 203H194V204H192ZM202 203L205 206H203ZM219 203H221V204H219ZM140 204L142 205L143 208L141 207ZM145 204H147L146 207H145ZM164 204L166 206H163ZM124 205H126L125 206L126 208L124 207ZM192 205H194V207L191 208ZM176 206H180L181 208L176 207ZM209 206H210V208H209ZM36 207H38V209ZM46 207L47 206L42 207L39 204L34 205L33 208H36V210H41V212H36V214L30 215L25 220L26 224L24 222H20V224L18 223L19 225L18 224L15 225L14 233L17 234V232H18V234L16 235V237L14 236V240L16 241L17 244H18L17 241L19 240V238H21L20 234L26 232V231H24V229L27 230L30 228L31 229L34 228L33 233L34 232L36 233V231L38 232L39 229L40 230H46V231H48L50 229V231L52 233H54L53 230L58 231V229H57V228H59L58 225L57 226L55 225L57 228L56 227L54 228V224L57 223L56 221L61 219L58 217L62 216L63 213L66 212L65 210H67V206L63 205L62 207H64V208H62L61 205L58 204V205L49 206L51 208H48V207L46 208ZM56 207H57V209L52 210L53 208H56ZM118 207L120 209L123 207V208H125V210L123 208L120 210V209H118ZM135 207L137 209H135ZM168 207H170L172 209V211H171L172 213H175V214L177 213V214L176 215L174 214L172 216L169 215L170 213H167V212H170V208H168ZM216 207L218 210L216 209ZM194 208L195 209L200 208L199 211L202 208V210L200 212H197L198 210H195ZM219 208H220V210H219ZM62 209H63V211H62ZM82 209H84V210H82ZM92 209H94V211ZM145 209H146V211H145ZM190 209L192 211L195 210V212L192 213L190 211ZM46 211H47V213H46ZM213 211H216L217 214H216V212L213 213ZM218 211H220V212H218ZM58 212H59V214H57ZM61 212H63V213H61ZM96 212H97V214L98 213H100V214H98V216L95 217L94 215H97ZM60 213H61V215H60ZM92 213H94V214H92ZM196 213H198V214H196ZM48 214H50V217L47 216ZM157 214H159V215H157ZM191 214H194L195 216L192 217ZM90 215H91V217L93 215V218H90L89 217ZM138 215L140 218L139 217L137 218ZM182 215L184 217H182ZM53 216H54V218H53ZM168 216H171V217H169L170 219L167 220ZM153 217L155 219L156 218H158V219L155 221H152ZM55 218L57 219L56 221H55ZM180 218H181V220H180ZM191 218H193V222H192ZM195 218H196V220H195ZM53 219L56 223L55 222L53 223L51 221ZM93 219H95V220H93ZM85 220H87V221H85ZM169 220H170V222H169ZM49 221H51V223ZM140 221H141V223H139ZM167 221L169 223V227L166 226V224H168ZM158 222H159V224H158L159 226L157 225ZM22 223H24V225ZM49 223L51 226L49 225ZM192 223H193V225H192ZM43 224H45V225H43ZM86 224H88V225H86ZM172 224L173 225L176 224V225L173 227ZM180 224L182 225V228L180 227L181 226ZM186 224H188V225H186ZM195 224H196V226H194ZM197 224H198V227H197ZM47 225H49V226H47ZM24 226H26V227H24ZM91 227L93 230L91 229ZM146 227H148V228H146ZM158 227H159V230H158ZM161 227H163L164 229ZM196 227H197V229L199 228L197 231L200 232V234L196 231ZM165 228H167V230ZM148 229L151 231H148ZM161 229H163V231ZM152 230H153V233H152ZM169 230H171L170 232L172 233V236H171V233L169 232ZM195 231L199 234L198 236L196 235L197 233ZM247 231H250V232H247ZM19 232H20V234H19ZM90 232H92V233H90ZM156 232H157V235H155ZM162 233H164V234L162 235ZM250 233H252V234H250ZM254 233H255V235H254ZM256 235H257V237H255ZM100 236H101V239H100ZM155 236H157V237H155ZM160 237L162 239H160ZM191 237H193V238L189 239ZM82 239H83V241H82ZM150 240H152V241H150ZM170 240L171 241L173 240V241L171 242ZM191 240H193V241L191 242ZM90 241H91V243H90ZM94 241L96 243H94ZM165 241H167L168 243ZM4 242H7V241H5V239H4V241H2L1 243H4ZM163 242L167 243V245H165V243H163ZM199 242L200 243L202 242L201 246H199ZM11 243L13 244V242H10V244ZM172 243H173V245H172ZM12 244L10 246H12ZM188 244H189V246H188ZM190 244H193V246L191 247ZM9 245L6 248L10 249ZM152 245H154V246H152ZM154 247L156 250L154 249ZM179 247H181V248H179ZM157 248H160V250H158ZM168 248H171V249H168ZM9 249H7V250H9ZM138 249L139 250L142 249V250L138 251ZM11 250H12V252H10V250H9V254H5L4 251L0 252V254L3 253L0 255V262L2 264H5L6 261H8L7 259H9V258H10L9 259L10 262L14 261V264H17V262H18V264H20L22 262L20 260V258H18L19 256L18 257L16 256L17 261L15 260V258L13 257L14 251H13V249H11ZM168 250L169 251L171 250V251L169 252ZM135 251H136V253H135ZM162 251H164V252H162ZM158 252H159V254H158ZM154 253H157V254H154ZM7 255H8V257L6 258ZM81 255L83 257H81ZM86 255H88V257ZM160 255H161V257H160ZM3 256H4V260H3ZM169 257H170V259H169ZM152 258H154V259L152 260ZM164 258L166 259V261ZM12 259H13V261H12ZM143 261H145V262H143ZM10 264H12V263H10Z\"/></svg>","mask_w":264,"mask_h":264},{"label":"water","instance_id":"3","mask_svg":"<svg viewBox=\"0 0 264 264\" xmlns=\"http://www.w3.org/2000/svg\"><path fill=\"white\" fill-rule=\"evenodd\" d=\"M26 0H0V32L13 16L21 9Z\"/></svg>","mask_w":264,"mask_h":264}]
</instances>
